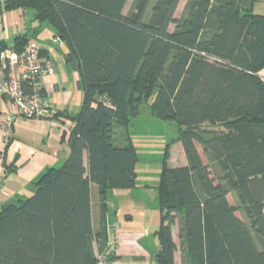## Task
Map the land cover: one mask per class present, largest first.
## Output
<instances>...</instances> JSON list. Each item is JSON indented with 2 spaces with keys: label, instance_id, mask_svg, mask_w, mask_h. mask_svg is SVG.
<instances>
[{
  "label": "trees",
  "instance_id": "1",
  "mask_svg": "<svg viewBox=\"0 0 264 264\" xmlns=\"http://www.w3.org/2000/svg\"><path fill=\"white\" fill-rule=\"evenodd\" d=\"M126 1H4L7 9L33 11L66 44L82 100L66 115L73 126L63 162L32 180L31 194L0 207V264L114 260L115 235L93 228L92 187L103 219L106 194L135 186L137 151L128 134L116 144L114 126L127 130L148 101L155 117L180 126L186 159L171 166L165 149L155 186L156 261L176 264L179 252V264H264V14L255 11L257 0H186L180 17V0H154L147 18L151 0H136L124 14ZM26 42L18 35L0 53L19 54ZM2 71L7 76L8 66ZM21 86L31 93L28 81Z\"/></svg>",
  "mask_w": 264,
  "mask_h": 264
},
{
  "label": "crops",
  "instance_id": "2",
  "mask_svg": "<svg viewBox=\"0 0 264 264\" xmlns=\"http://www.w3.org/2000/svg\"><path fill=\"white\" fill-rule=\"evenodd\" d=\"M4 1L0 0V45L11 46L18 35H26V45H37L40 59L51 64L54 70L53 74L42 79L44 98L59 114L42 119L26 118L17 112L6 96L0 95V152L4 147V114H12V136L1 166L0 207L31 194L32 180L45 168L59 166L63 162L69 151L68 138L73 126L66 115L76 114L82 100L79 73L66 61V44L61 40L55 41L49 27L38 25L33 11L7 9ZM254 9L264 14V0H257ZM17 71L15 65L13 73L17 74ZM258 74L264 80V67ZM119 128L121 126H114V140L116 144L123 145L127 131L124 127V130ZM171 161L170 157L171 166L186 164L184 153L181 163ZM146 183L145 180L143 183L137 180L131 189L110 190L105 196L103 219L99 216L98 188L95 185L92 187L93 228L98 230L105 225L110 234L115 235L116 246L111 264H159L155 259L159 249L155 231L160 224V214L154 213L159 203L156 187ZM116 224L119 225L118 230H114ZM176 264H179L177 260Z\"/></svg>",
  "mask_w": 264,
  "mask_h": 264
},
{
  "label": "built area",
  "instance_id": "3",
  "mask_svg": "<svg viewBox=\"0 0 264 264\" xmlns=\"http://www.w3.org/2000/svg\"><path fill=\"white\" fill-rule=\"evenodd\" d=\"M59 41L58 37H54ZM0 95L6 96L16 108L17 112L26 118L42 119L52 117L56 113L46 102L43 95L42 79L53 74L51 64L40 59L39 50L36 44L29 43L21 53L11 50H4L0 53ZM7 65L9 73L4 75L2 68ZM18 67L17 74H14V66ZM28 81L31 85V93L26 94L22 89L21 82ZM12 136V114H4L2 123V142L3 145ZM2 152H0V185H1V166ZM116 224L114 230H118ZM96 264H111L105 261L104 255L97 256Z\"/></svg>",
  "mask_w": 264,
  "mask_h": 264
},
{
  "label": "rangeland",
  "instance_id": "4",
  "mask_svg": "<svg viewBox=\"0 0 264 264\" xmlns=\"http://www.w3.org/2000/svg\"><path fill=\"white\" fill-rule=\"evenodd\" d=\"M154 0H151L146 9V18L148 17L151 5ZM186 0H180L175 11V17H180L184 8ZM136 0H127L124 6L123 13L130 14L135 11ZM173 25H170V30ZM151 100V99H150ZM150 101L143 103L140 106L138 116L131 119L127 127V134L130 136L138 155V162L136 164V174L138 175V182L147 183L154 187L158 184L160 167L163 160L165 149L168 145L169 159L172 158L174 164H179L183 160V151L176 139L179 135L180 126L172 120H162L155 117L150 110ZM120 130H124L122 127ZM136 180V181H137ZM157 195V190H156ZM158 197V195H157ZM158 200V198H157ZM158 202V201H157ZM157 209L154 213L159 212ZM176 230V227H175ZM176 233V231H175ZM180 253L177 252V263L180 261Z\"/></svg>",
  "mask_w": 264,
  "mask_h": 264
}]
</instances>
